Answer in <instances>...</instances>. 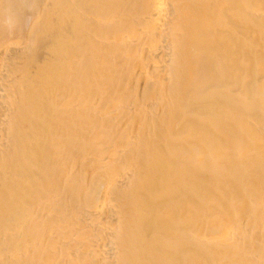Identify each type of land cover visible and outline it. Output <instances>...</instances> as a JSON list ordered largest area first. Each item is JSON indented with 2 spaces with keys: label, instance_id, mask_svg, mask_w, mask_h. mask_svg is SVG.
Returning a JSON list of instances; mask_svg holds the SVG:
<instances>
[{
  "label": "bare ground",
  "instance_id": "obj_1",
  "mask_svg": "<svg viewBox=\"0 0 264 264\" xmlns=\"http://www.w3.org/2000/svg\"><path fill=\"white\" fill-rule=\"evenodd\" d=\"M0 264H264V0H0Z\"/></svg>",
  "mask_w": 264,
  "mask_h": 264
}]
</instances>
